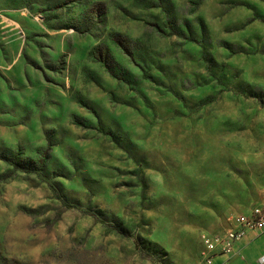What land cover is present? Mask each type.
<instances>
[{"label":"rangeland","instance_id":"374dc122","mask_svg":"<svg viewBox=\"0 0 264 264\" xmlns=\"http://www.w3.org/2000/svg\"><path fill=\"white\" fill-rule=\"evenodd\" d=\"M263 201L264 0H0V264H205Z\"/></svg>","mask_w":264,"mask_h":264},{"label":"built area","instance_id":"2783aa9c","mask_svg":"<svg viewBox=\"0 0 264 264\" xmlns=\"http://www.w3.org/2000/svg\"><path fill=\"white\" fill-rule=\"evenodd\" d=\"M232 228L222 233H204V263L213 264L218 254H232L235 243L250 231L264 232V201L257 205L249 214H237L232 218ZM264 264V256L260 260Z\"/></svg>","mask_w":264,"mask_h":264},{"label":"crops","instance_id":"0c3cea01","mask_svg":"<svg viewBox=\"0 0 264 264\" xmlns=\"http://www.w3.org/2000/svg\"><path fill=\"white\" fill-rule=\"evenodd\" d=\"M264 256V232L250 231L237 241L232 254H218L213 264H260Z\"/></svg>","mask_w":264,"mask_h":264},{"label":"trees","instance_id":"16d2710c","mask_svg":"<svg viewBox=\"0 0 264 264\" xmlns=\"http://www.w3.org/2000/svg\"><path fill=\"white\" fill-rule=\"evenodd\" d=\"M54 193L58 196L59 199H61L62 197L57 193V189L53 188Z\"/></svg>","mask_w":264,"mask_h":264}]
</instances>
